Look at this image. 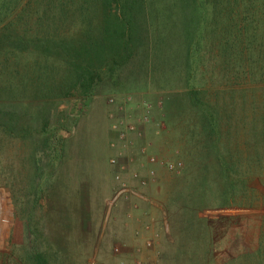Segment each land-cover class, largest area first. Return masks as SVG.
Returning <instances> with one entry per match:
<instances>
[{"label": "rangeland", "instance_id": "374dc122", "mask_svg": "<svg viewBox=\"0 0 264 264\" xmlns=\"http://www.w3.org/2000/svg\"><path fill=\"white\" fill-rule=\"evenodd\" d=\"M262 63L249 88L221 76L207 92L213 136L131 69L81 100L50 92L45 63L0 64V125L31 129L0 131V264H264Z\"/></svg>", "mask_w": 264, "mask_h": 264}, {"label": "trees", "instance_id": "16d2710c", "mask_svg": "<svg viewBox=\"0 0 264 264\" xmlns=\"http://www.w3.org/2000/svg\"><path fill=\"white\" fill-rule=\"evenodd\" d=\"M258 56L264 82V0H0L1 65L45 63L40 71L56 74L50 92L81 100L104 79L131 69L158 88L177 91L185 108L198 109L195 115L212 136L220 128L221 109L205 95L219 88L221 76L247 88ZM159 74L175 80L157 82ZM1 120L0 131L27 138L31 129L12 125L13 114ZM47 125L37 131L45 144ZM43 256L38 263L50 264Z\"/></svg>", "mask_w": 264, "mask_h": 264}, {"label": "built area", "instance_id": "2783aa9c", "mask_svg": "<svg viewBox=\"0 0 264 264\" xmlns=\"http://www.w3.org/2000/svg\"><path fill=\"white\" fill-rule=\"evenodd\" d=\"M123 136H125V134L123 133Z\"/></svg>", "mask_w": 264, "mask_h": 264}]
</instances>
